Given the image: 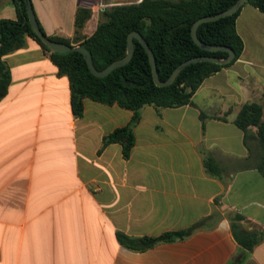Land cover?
I'll return each mask as SVG.
<instances>
[{
  "label": "crops",
  "instance_id": "crops-1",
  "mask_svg": "<svg viewBox=\"0 0 264 264\" xmlns=\"http://www.w3.org/2000/svg\"><path fill=\"white\" fill-rule=\"evenodd\" d=\"M140 1L95 10L99 0H31L45 34L71 41L80 10L90 12L79 30L89 37L103 9ZM2 20H17L14 0H0ZM236 30L241 56L206 78L192 103L140 109L129 158L120 143L102 148L133 111L86 99L76 118L69 79L40 44L28 37L7 54L0 264H264V143L257 126L235 123L249 103L262 105L264 121V13L245 4ZM189 229L137 251L117 239ZM235 234L262 239L248 250Z\"/></svg>",
  "mask_w": 264,
  "mask_h": 264
},
{
  "label": "trees",
  "instance_id": "trees-1",
  "mask_svg": "<svg viewBox=\"0 0 264 264\" xmlns=\"http://www.w3.org/2000/svg\"><path fill=\"white\" fill-rule=\"evenodd\" d=\"M17 20L0 21V101L9 89L11 71L4 60L7 54L26 46L28 37L34 39L49 54L60 75L67 76L71 87L73 115L84 114L85 100L113 105L133 111L130 124L118 128L104 137L103 148L111 143L123 146V155L129 158L135 144L133 125L139 121V111L146 105L156 108H176L192 103L195 92L204 80L221 69L235 63L241 56L244 43L236 30L237 18L245 4H250L264 13V0H247L236 13L215 21L204 22L198 27V37L211 46H227L234 50L235 59L229 64L212 62L194 63L184 68L174 82L166 87L155 84L148 54L138 39H133L134 55L131 61L100 78L90 72L85 57L79 51L51 52L32 31L27 21L24 0H14ZM238 0H141L139 3L117 4L103 9L94 33L81 36L79 30L89 17L88 10L77 13L76 36L73 41L47 36L51 40L68 45H80L90 54L97 70H103L112 62L127 54V39L131 32H139L152 49L159 78L166 81L182 62L200 56L219 59L228 57L225 51L209 52L200 48L192 39L191 29L201 17L213 16L231 8ZM261 104H244L235 123L243 131L257 126L264 143V121ZM239 219H242L239 217ZM194 229V228H193ZM193 229L168 232L158 238H132L117 232L121 245L131 250H144L160 242H171L189 235ZM237 240L248 250L259 243L261 236L236 235Z\"/></svg>",
  "mask_w": 264,
  "mask_h": 264
},
{
  "label": "water",
  "instance_id": "water-1",
  "mask_svg": "<svg viewBox=\"0 0 264 264\" xmlns=\"http://www.w3.org/2000/svg\"><path fill=\"white\" fill-rule=\"evenodd\" d=\"M246 1L247 0H238L231 8L227 10H224L213 16L201 17L197 21H195L192 26V29H191L192 39L200 48H202L203 50L209 51V52L225 51L228 53L227 58L219 59V58L210 57V56H200V57L190 58L182 62L180 65H178L173 71V73L171 74V76L166 81H161L159 78V73H158L154 53L152 49L150 48L149 44L147 43V41L144 39V37L139 32L133 31L129 34L128 39H127V54L123 59L112 62L110 65H108L103 70H97L93 64V61H92V58L89 52L84 47L80 45H68L64 42H57V41H53L50 38H48L42 32L39 26L31 0H24L26 4L27 21L29 22L32 31L51 52L66 53L70 51H79L85 57L88 67L90 69V72L97 77L103 78L109 75L114 69L124 66L131 61L134 55L133 39L136 38L139 40V42L142 44V46L144 47V49L146 50L148 54L152 73H153V79H154L155 84L159 87H166V86L171 85L176 79V77L179 75V73L184 68H186L187 66L191 64L199 63V62H212L216 64L231 63L235 59V52L233 49L227 46L208 45L199 39L197 31H198V27L204 22L215 21L220 18L230 16L236 13L242 8V6L246 3Z\"/></svg>",
  "mask_w": 264,
  "mask_h": 264
},
{
  "label": "rangeland",
  "instance_id": "rangeland-1",
  "mask_svg": "<svg viewBox=\"0 0 264 264\" xmlns=\"http://www.w3.org/2000/svg\"><path fill=\"white\" fill-rule=\"evenodd\" d=\"M110 1H112L113 3H126L129 0H99V2H96V3H95V0H91V3L92 2L95 3L94 4V8H95V10H97V8L101 5V3H106V5H109L110 6ZM101 9H102V7H100L99 10H101ZM99 14H100V11H99ZM97 16H98V13H95V17H94L95 20H96V18H98Z\"/></svg>",
  "mask_w": 264,
  "mask_h": 264
}]
</instances>
